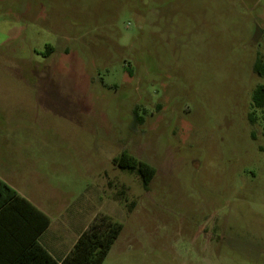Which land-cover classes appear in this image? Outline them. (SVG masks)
<instances>
[{
	"label": "rangeland",
	"instance_id": "rangeland-1",
	"mask_svg": "<svg viewBox=\"0 0 264 264\" xmlns=\"http://www.w3.org/2000/svg\"><path fill=\"white\" fill-rule=\"evenodd\" d=\"M258 55L264 0H0V87L38 103L55 206L123 225L104 264H264Z\"/></svg>",
	"mask_w": 264,
	"mask_h": 264
},
{
	"label": "crops",
	"instance_id": "crops-1",
	"mask_svg": "<svg viewBox=\"0 0 264 264\" xmlns=\"http://www.w3.org/2000/svg\"><path fill=\"white\" fill-rule=\"evenodd\" d=\"M26 93L24 86L18 94L23 100H10L0 87V181L20 197L10 200L6 192H0V264H49L38 246L60 264L96 214L84 220L73 205H61L62 210L55 206L57 191L43 178L42 167L30 146L39 136L35 130L42 120L39 106L28 100ZM13 103L23 113L11 112L16 106ZM22 199L50 219L44 231H40V214Z\"/></svg>",
	"mask_w": 264,
	"mask_h": 264
},
{
	"label": "trees",
	"instance_id": "trees-1",
	"mask_svg": "<svg viewBox=\"0 0 264 264\" xmlns=\"http://www.w3.org/2000/svg\"><path fill=\"white\" fill-rule=\"evenodd\" d=\"M49 51L52 50L48 46ZM254 72L258 77L264 78V56L258 55L253 66ZM254 106L257 109H264V83L259 84L253 96ZM254 120L252 119V122ZM115 166L120 170L127 171L137 175L141 180L145 190L157 174L154 166L128 154L123 153L113 160ZM6 192L10 200L19 199L15 191L0 181V192ZM23 202L29 203L22 199ZM32 207L31 205H29ZM42 218L40 231H44L50 225V219L44 214L32 207ZM123 225L106 214L95 216L89 227L80 235L71 252L64 258L60 264H104L111 248L121 235ZM39 231V230H38ZM38 233V232H37ZM42 257L46 258L49 264H58L43 248L39 247Z\"/></svg>",
	"mask_w": 264,
	"mask_h": 264
},
{
	"label": "water",
	"instance_id": "water-1",
	"mask_svg": "<svg viewBox=\"0 0 264 264\" xmlns=\"http://www.w3.org/2000/svg\"><path fill=\"white\" fill-rule=\"evenodd\" d=\"M258 34H259V30H258ZM258 34H257V36H256L255 40L257 39V37H258Z\"/></svg>",
	"mask_w": 264,
	"mask_h": 264
}]
</instances>
